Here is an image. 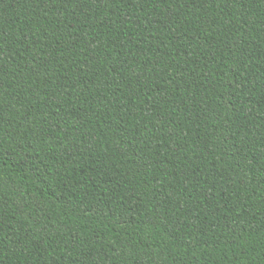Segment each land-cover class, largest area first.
I'll list each match as a JSON object with an SVG mask.
<instances>
[{
    "label": "trees",
    "instance_id": "1",
    "mask_svg": "<svg viewBox=\"0 0 264 264\" xmlns=\"http://www.w3.org/2000/svg\"><path fill=\"white\" fill-rule=\"evenodd\" d=\"M0 264H264V0H0Z\"/></svg>",
    "mask_w": 264,
    "mask_h": 264
}]
</instances>
